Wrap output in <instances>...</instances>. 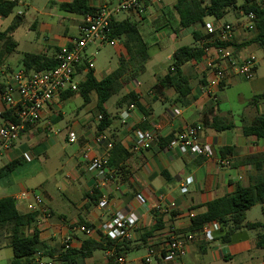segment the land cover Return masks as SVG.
Wrapping results in <instances>:
<instances>
[{"label":"crops","instance_id":"crops-1","mask_svg":"<svg viewBox=\"0 0 264 264\" xmlns=\"http://www.w3.org/2000/svg\"><path fill=\"white\" fill-rule=\"evenodd\" d=\"M70 1L32 0L30 5H24V0H18L17 6H24L26 11L16 13L23 16V24L12 34L17 42L15 55L12 54L0 66V73L4 77L22 67L23 54L55 56L60 47L77 37L82 17L60 12L56 7ZM116 1L88 0V6L97 8ZM176 1L160 0V4L148 2V9L142 17L128 13L141 26L142 38L154 34L156 42L148 45L144 41L149 58L144 70L118 93L114 116L108 113L105 103L104 109L111 119L107 129L101 132L97 130V116L100 113L96 100L94 106L89 107L92 93L88 95L89 103L71 110L65 121L62 109L64 104L67 108L73 103L78 95L74 94L53 103L38 121L25 127L10 150L0 151V169L12 161H20L13 172L0 179V199L9 197L14 200L19 213L37 216L32 226L23 231L26 236L33 230L38 232L41 247L32 264L38 261L59 264L58 258L65 250L63 236L68 233L67 226L84 225L81 222L90 225L88 229L91 232L71 234L70 248L66 250H79L85 240L100 243L103 247L84 259L83 264H116L117 258L123 259L121 264H139L148 255L149 249L154 251L149 264H264V253L255 245L256 231L248 230L234 233L229 243L215 239L218 232L214 233L210 243L197 239L187 245L184 256L178 260L159 256V249L168 236L172 232L188 234L191 218L203 214L207 203L233 193L237 186L247 187L253 178L264 173V163L261 172H258L253 164L246 162L249 156L264 154V143L246 138L241 133L244 124L264 113V100L254 106L249 103L253 95L264 91V73L257 75L258 65L264 63V46L251 44L239 50L233 47L236 55L242 58L248 55L255 57V75L249 81L235 76L213 94L207 93L205 76L195 68L194 63L183 65L182 73L188 78L191 88L183 105L173 89L162 88L159 84L167 74L173 52L177 49L163 59L160 56L162 46L186 38V30L175 33L178 16L173 6ZM227 14L234 18V21L224 23L235 29L234 44H242L255 36L254 32L245 30L246 22L241 21L244 16L242 12L230 9ZM20 29L22 32L18 35ZM192 30H197V27ZM20 44L30 50L18 52ZM193 45L194 41L190 46ZM118 47L119 58H124L123 48ZM151 49L153 51L150 53ZM148 67L152 73L145 78L143 76ZM109 73L97 78L93 71V76L100 81ZM79 77L82 79L78 83L83 80V73L78 74ZM244 91H247L245 96ZM130 93L136 97L139 107L123 103L122 98ZM2 112L3 106L0 104V114ZM214 116L231 118L235 128L219 133L213 131L205 124ZM153 124L159 128L156 132L158 138L173 135L187 125L201 124L200 142L211 146L212 157L180 155L175 148H160L156 142L134 150L133 131L139 125H144L146 130L152 129ZM72 130L76 135L74 143L67 139L68 132ZM97 136H102L104 142L95 144ZM113 142H119L129 157L117 166L109 167L103 176L88 172L80 160L83 150L88 147L93 155L107 158ZM107 143L110 147H106ZM226 147L233 148L231 156L223 157L230 160L228 168L218 164L222 158L219 149ZM188 177L192 178V184L188 186L187 193L181 194L180 187ZM25 190L44 197L51 214L49 219H44L38 212L26 211L25 204L31 198L15 199ZM93 191H96L97 201L89 198ZM119 212L133 214L137 224L129 232L127 240L116 241L125 244L124 251L116 252L114 245L105 243L100 227ZM158 221L160 229L143 239L144 233ZM8 251H11L9 235L3 231L0 232V264L10 263ZM60 264L74 263L66 260V263Z\"/></svg>","mask_w":264,"mask_h":264},{"label":"trees","instance_id":"trees-1","mask_svg":"<svg viewBox=\"0 0 264 264\" xmlns=\"http://www.w3.org/2000/svg\"><path fill=\"white\" fill-rule=\"evenodd\" d=\"M18 0H0V18H7L13 13ZM60 12L84 17L94 14L97 10L88 6V0H71L68 3L56 5ZM178 16L176 32L194 29V27L204 26V19L211 17L220 20L227 15L230 9H235L243 14L253 13L256 22L255 36L242 44H230L235 49H241L251 44L264 46V0L262 3H255L254 0H177L173 6ZM23 24V16L16 15L13 22L0 31V66L5 64L7 59L15 53L17 42L12 34ZM194 45L182 46L173 52L171 65L167 74L159 81L162 88H171L179 97L181 103L185 105V98L190 92L189 80L182 73V66L187 63H197L203 55L206 46H200L208 40L207 35H203L198 30L190 32ZM108 40H119L121 42L125 57L119 58L118 66L105 78L97 81L93 76V70L86 62L77 67V73H83V80L78 85L76 93L65 92L61 95V100L78 94L83 100V105L89 103V94L96 95V107L101 115L97 130L99 132L107 129L111 124L110 115L104 109L105 103L123 89L130 81L136 78L137 74L144 70L145 62L149 58L148 47L144 42L138 24L130 19L116 20L112 18L109 23ZM225 46V45H224ZM56 56V55H55ZM55 56L25 53L21 58L22 68L26 73L42 70H51L56 67ZM84 71V72H83ZM123 103L126 105H139L133 94L125 95ZM264 100V91L255 94L250 99V105H256ZM3 122L16 123L10 111L4 110L0 114ZM215 132L230 131L235 128L231 118L214 116L211 121L205 124ZM137 129L146 130L144 125L137 126ZM241 133L246 138H253L264 143V113L256 115L249 123L244 124ZM173 135L159 138L157 145L165 148L172 140ZM233 148L219 149L220 157L231 156ZM129 154L122 148L119 142H113L112 149L107 154L108 168L117 166L125 161ZM246 162L253 164L254 168L261 172L264 163V154L249 156ZM20 165V161H12L0 169V179L14 171ZM97 201L96 191L89 197ZM94 201V202H95ZM93 202V203H94ZM91 203V205H94ZM256 205L261 206L262 222H246L245 214ZM203 214L191 218V226L188 233H198L201 228L210 222H217L219 231L215 237L221 243H229L231 236L240 230L256 231V248L264 253V173L258 174L251 180L247 187L237 186L235 191L229 195L215 199L205 206ZM36 214L19 213L15 207L13 199L6 197L0 199V232L5 231L9 235V247L12 251V259L9 264H32L34 257L40 251L41 243L38 232L33 230L29 236L24 234L25 229H29L36 219ZM85 227L91 226L81 222ZM159 221L147 232L143 239L151 236L160 229ZM106 239L108 246H115V251H124V242L116 243L117 240ZM103 249L100 243L85 240L79 250H63L59 256V264L66 263V260L74 264H83L84 259L91 256L95 251Z\"/></svg>","mask_w":264,"mask_h":264},{"label":"built area","instance_id":"built-area-1","mask_svg":"<svg viewBox=\"0 0 264 264\" xmlns=\"http://www.w3.org/2000/svg\"><path fill=\"white\" fill-rule=\"evenodd\" d=\"M148 2L160 4V0H117L114 4H103L96 8L94 14L82 17L77 28V37L69 44L60 47L56 53L57 65L51 70H42L26 73L21 67L7 77L0 73V104L3 111L11 112L16 123L4 122L0 127V151H8L14 142L24 131L25 127L38 121L41 114L48 110L56 101L61 100V95L65 92L76 93L79 83L77 79V67L86 62L91 68V60L86 57V50L90 46L100 47L105 44L119 46L120 41L108 40L110 20L117 14L128 12L142 17L148 9ZM245 17V30L256 32V22L253 13L243 14ZM209 37L203 45V55L195 68L204 74L208 94H213L221 89L223 84H227L235 76H240L245 80H252L255 75L256 59L252 55L244 58L236 55L233 44L235 29L230 24L209 25L205 29ZM225 45V46H224ZM138 85L137 82H135ZM130 108H132L130 106ZM126 118V115L124 116ZM123 118V119H125ZM101 120V115L97 116V121ZM157 124H153L152 129H135L133 137L135 140L134 150L157 142ZM203 130L201 124L187 125L180 131L173 134L172 140L166 146L167 149L175 148L180 155L202 156L211 158L213 155L211 146L200 142V133ZM68 142L74 143L76 135L74 131L67 134ZM95 144L104 142L102 136L94 139ZM106 147H110L107 143ZM86 166L88 172H94L99 176L106 174L108 161L106 157L93 155L86 147L80 158ZM221 167L228 168L230 160L221 158L218 161ZM192 184V178L184 180L180 187L181 194L187 193L188 186ZM31 198L25 204L28 213L38 212L44 219L50 218V211L47 208L44 197L41 194H34L25 190L15 199ZM137 218L133 214L115 213L108 222L101 225L100 231L109 240H127L129 232L136 228ZM66 228V226H65ZM67 235L63 236L64 249H69V242L75 232L89 234V230L84 225L67 226ZM219 231L217 222L205 224L198 233L178 234L171 233L165 243L159 249V256L170 260H178L184 256L186 247L195 240L210 243L214 239V233ZM154 255L152 249L148 250V255L141 259L139 264H149ZM116 264L123 263L122 258L116 259ZM35 264H51L36 262Z\"/></svg>","mask_w":264,"mask_h":264},{"label":"rangeland","instance_id":"rangeland-1","mask_svg":"<svg viewBox=\"0 0 264 264\" xmlns=\"http://www.w3.org/2000/svg\"><path fill=\"white\" fill-rule=\"evenodd\" d=\"M32 2V0H24V5H30ZM258 3H262V0H257ZM26 8L20 7V6H16L15 9L13 10V13L11 15H9L7 18L2 19L0 18V31H3V29L9 25L10 23L13 22L12 19H14L17 11H26ZM14 17V18H13ZM115 19L117 20H123V19H130L132 21H134V19L132 17L128 16V12H123L120 14H117L114 16ZM232 22L234 21V18L232 15H226L224 16L222 19L220 20H214L211 17H207L204 20V26H198L197 30L202 32L203 35H206L205 33V29L207 26L209 25H221L227 22ZM241 21H245V17H241ZM138 29L139 31H142L141 26L138 25ZM192 29L186 30V38H179L178 41H174L172 44L170 45H163L162 50L160 52V56L163 57V59H165V57L170 54L172 51H174V49L178 48V47H182V46H190V44L193 43V40L190 36V32ZM22 32V29H20L18 35ZM144 41L148 44V45H153L156 42L155 39V35H148V36H143ZM122 48V45L120 43L119 45ZM30 49L28 47H26L24 44H20L19 48L17 49L18 52H28ZM153 51V49L150 50V53ZM15 55V53L13 54ZM86 56L88 58L91 59V65H92V70L94 71L95 75L97 78H100L102 75H106L107 73L115 70L118 66V62H119V47L118 46H113L111 44H105L102 45L100 47H94V46H90L87 50H86ZM15 57V56H14ZM16 69V68H15ZM16 71V70H15ZM152 70L150 69V67L147 68L146 73L144 74L143 77H148L151 76ZM264 73V63H260L258 65V72L257 75H261ZM82 79V77H79L76 79V82H79ZM141 79V78H140ZM247 94V91L243 92V96H245ZM235 95V94H234ZM119 95H114L112 96L107 102H106V107H107V111L111 116H114L116 113V106L115 101L117 100ZM233 97V96H232ZM91 104L89 105V107L94 106L95 103H93L96 100V95L94 93L91 94ZM83 105V100L81 98L80 95H77L74 98V101L71 105H69L66 108V104H64V107L62 109L63 115H64V119L66 121V115H69L71 110H74L75 108H78L79 106ZM2 125V120L0 119V126ZM246 220L247 221H261L263 220L262 216H261V207L260 205H256L255 207H253V209L246 214ZM9 252V261L10 259H12V253L11 251Z\"/></svg>","mask_w":264,"mask_h":264}]
</instances>
